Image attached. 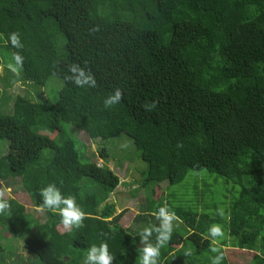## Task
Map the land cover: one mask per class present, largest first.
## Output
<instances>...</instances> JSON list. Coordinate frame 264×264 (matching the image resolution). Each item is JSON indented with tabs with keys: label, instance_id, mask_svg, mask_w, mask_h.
I'll return each instance as SVG.
<instances>
[{
	"label": "trees",
	"instance_id": "trees-1",
	"mask_svg": "<svg viewBox=\"0 0 264 264\" xmlns=\"http://www.w3.org/2000/svg\"><path fill=\"white\" fill-rule=\"evenodd\" d=\"M12 32H19L23 49L10 44ZM0 38L12 55L25 57L18 75L0 61L10 76L0 79V109H11L6 91L17 83L63 82L54 102L36 99L30 87L15 94L12 113L0 112V140L9 143L0 156V180L19 179L32 205L7 199L0 255L3 239L14 237L43 264H84L93 244L107 242L113 264H139V234L158 226L152 213L166 203L179 220L159 264H211L212 224L224 230L223 264H238L229 262V251L264 264V0H0ZM71 63L90 68L98 86L68 81ZM117 87L122 101L105 109ZM153 101L156 107L145 110ZM67 124L94 141L132 138L147 164L143 213H117L113 199L122 183L110 153L88 155ZM203 170L238 187L223 216L203 213L204 200L171 199L160 189ZM50 183L76 197L87 214L83 227L66 231L48 210L44 221L36 217L39 191ZM183 227L185 237L178 231ZM184 240L196 245L195 253L185 255Z\"/></svg>",
	"mask_w": 264,
	"mask_h": 264
},
{
	"label": "rangeland",
	"instance_id": "rangeland-1",
	"mask_svg": "<svg viewBox=\"0 0 264 264\" xmlns=\"http://www.w3.org/2000/svg\"><path fill=\"white\" fill-rule=\"evenodd\" d=\"M2 45V39L0 38V61L5 67V64L8 65L9 62H12V52ZM4 67H0V79L7 76V79L10 81V76L5 72ZM62 86V80L56 77L51 78L44 88H37L36 86L31 87L29 84L27 87L21 83H17L13 88L7 89L6 91L8 95H12L10 103H7L11 105V109L9 112H6V108H1L0 112L6 114L12 113V103L15 94L30 89V87L33 88L30 90L34 91L36 99H41L43 102H54L58 99V92ZM1 87H3V84L0 82V88ZM66 126L71 130L73 136L86 146L88 155L95 154L97 155L96 158H99L98 155H100V151L104 148L110 153V168L118 175L122 183L120 188L117 189L116 196L113 199V201L116 202L117 213L127 208L132 209L134 215L143 213V208L146 207L147 203V190H145L142 185V178L143 173L147 170V164L141 160L138 151L135 149L132 138L126 134H122L118 138L94 141L91 140L84 131L69 124ZM8 148V141L0 140V156L5 154ZM46 154L49 156V151H46ZM93 160L94 159L91 157V161ZM97 162L99 164L103 163L101 159ZM216 178V175H211L206 170L191 171L182 183L171 185L165 182L160 185V189L165 191L164 194H166V196L169 195L171 199L204 200L205 203L208 204V208L206 210V208L200 207L204 210L203 213L206 211L207 214L216 215L218 214L217 210L222 208L225 215L227 213L226 209H231L232 204H234L239 197L238 187L234 186L232 183L227 184L222 177H219V179ZM8 186L10 188H7ZM0 188L5 191V199H15L25 204L28 209L32 208L19 179L13 184H5V182L2 183L0 180ZM8 189H11V191H8ZM111 197H114V194H112ZM209 205L214 207L213 210H210ZM35 211V215L38 219L42 221L46 219L44 211ZM128 219L129 217H124V221L128 222ZM135 226L136 223L132 225V228ZM178 231H180L179 233L182 234L183 237L187 234L185 227L179 228ZM5 236H8V234L5 233ZM225 237H227L228 242L231 243V238L228 236ZM2 244L5 251L0 255V264H43L39 258L24 250L23 238L19 239L12 237L9 240L6 237L3 239ZM219 246H221V239L219 240ZM182 247L184 250H190L191 253L196 252V245L188 240L183 241ZM226 257L231 263L248 264L251 262L253 256L246 253L240 254L236 251H229ZM203 264L205 263L203 262ZM208 264H210V262Z\"/></svg>",
	"mask_w": 264,
	"mask_h": 264
},
{
	"label": "clouds",
	"instance_id": "clouds-1",
	"mask_svg": "<svg viewBox=\"0 0 264 264\" xmlns=\"http://www.w3.org/2000/svg\"><path fill=\"white\" fill-rule=\"evenodd\" d=\"M9 42L14 49H23L24 47L19 32H12L9 36ZM24 59L25 57L19 51H15L12 55V62L7 65L8 69L18 75L19 69L24 64ZM68 73L70 74L66 76V79L77 87L83 88L87 86L95 88L98 86L95 75L90 68L82 67L78 63H71L68 65ZM122 99L123 91L117 87L113 93L104 99V108H111L119 104ZM144 107L145 110L151 111L156 107V102L146 103ZM177 147H182V144L178 143ZM8 191H11V189H8ZM39 195L42 198V203L38 206L37 211L48 210L53 214H58L61 218L60 224L63 225L66 231L83 227L87 214L77 204L74 195H64L55 183H50L41 188ZM10 207L9 201L5 199V191L0 188V215L4 214ZM217 212L220 216L224 215L222 208L218 209ZM152 215L159 221V224L158 226L145 227L140 232V244L142 247L137 249L139 252V264H159L161 249L171 241L174 222L179 220L175 211L170 210L166 203L159 207L158 211L153 212ZM153 233L156 234L155 243L151 242ZM208 234L211 237L210 251L216 253L211 258V264H223L225 252L219 246L220 238L224 237L223 227L220 224H212L208 229ZM185 255H191V251H187ZM114 259L115 255L110 253L107 242H101L98 246L93 244L88 249L84 264H113Z\"/></svg>",
	"mask_w": 264,
	"mask_h": 264
}]
</instances>
